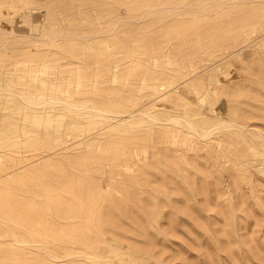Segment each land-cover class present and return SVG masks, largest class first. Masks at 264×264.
Here are the masks:
<instances>
[{"label": "rangeland", "instance_id": "374dc122", "mask_svg": "<svg viewBox=\"0 0 264 264\" xmlns=\"http://www.w3.org/2000/svg\"><path fill=\"white\" fill-rule=\"evenodd\" d=\"M0 180V264H264V0H0Z\"/></svg>", "mask_w": 264, "mask_h": 264}, {"label": "bare ground", "instance_id": "6f19581e", "mask_svg": "<svg viewBox=\"0 0 264 264\" xmlns=\"http://www.w3.org/2000/svg\"><path fill=\"white\" fill-rule=\"evenodd\" d=\"M232 30H233V29H232ZM226 31H227V30H226ZM209 34H210V33H209ZM207 35H208V34H207ZM217 36H218V35H217ZM220 36H221V35H220ZM205 37H206V35H205ZM210 37H211V36H210ZM213 37H214V36H213ZM196 39H197V38H195V40H196ZM214 39H215V37H214ZM183 40H185V39L183 38ZM196 41H197V40H196ZM205 44H206V43H205ZM184 45H185V44H184ZM205 49H206V48H205ZM197 50H198V49H197ZM253 70H254V69H253ZM255 78H256V77H255ZM256 80H257V79H256ZM256 80H255V81H256ZM261 80H262V78H261ZM252 81H254V80H252ZM256 82H257V81H256ZM246 84H247V83H246ZM249 84H250V83H249ZM252 88H253V87H252ZM232 91H233V90H232ZM231 95H232V94H231ZM233 95H234V94H233ZM238 95H239V94H238ZM248 95H249V94H248ZM251 98H252V96H251ZM234 99H235V98H234ZM253 99H254V98H253ZM262 99H263V98H262ZM249 101H250V100H249ZM73 102H74V103H70V104H71V105H77V104H78V103H75L76 100H74ZM261 102H262V101H261ZM37 103H38V102H37ZM250 103H251V102H250ZM254 103H255V102H254ZM258 103H259V102H258ZM68 104H69V103H68ZM70 104H69V105H70ZM79 104H80V103H79ZM80 105H81V104H80ZM247 107H248V106H247ZM246 111H247V110H246ZM240 115H241V114H240ZM242 116H243V115H242ZM257 117H258V116H257ZM232 125H233V124H232ZM140 130H141V129H140ZM138 134H139V133H138ZM141 135H142V134H141ZM141 135H140V136H141ZM141 137H142V136H141ZM144 137H145V136H144ZM144 137H143V138H144ZM137 140H138V137H137ZM230 141H231V140H230ZM33 142H34V141H33ZM119 143H120V142H119ZM122 143H123V142H122ZM114 144H115V143H114ZM117 144H118V142H117ZM115 145H116V144H115ZM120 145H121V143H120ZM122 145H123V144H122ZM118 146H119V144H118ZM128 146H129V145H127V147H128ZM114 147H117V145L114 146ZM119 147H121V146H119ZM117 148H118V147H117ZM121 148H122V147H121ZM113 149H114V148H113ZM115 149H116V148H115ZM119 149H120V148H119ZM119 149H118V150H119ZM123 149H124V145H123ZM129 149H130V148H129ZM114 151H115V150H114ZM125 152H126V151H125ZM125 152L123 153V155H125V154H126L127 152H129V151H127L126 153H125ZM117 154H118V153H117ZM117 154H116V155H117ZM127 154H128V153H127ZM44 156H45V155H44ZM117 156H118V155H117ZM125 156H126V155H125ZM174 156H175V155H174ZM41 157L44 158L42 155H41ZM126 157H127V156H126ZM126 157H124V158H126ZM19 158H20V157H19ZM119 158H121V154H120ZM119 158H117V159H119ZM124 158H122V159H124ZM191 158H192V157H191ZM20 159H21V158H20ZM95 159H96V158H95ZM95 159H94V160H95ZM114 159H115V158H114ZM117 159H116V160H117ZM127 159H130V158H127ZM169 159H170V158H169ZM195 159H196V158H195ZM245 159H246V158H245ZM22 160H23V159H22ZM116 160H115V161H116ZM119 160H120V159H119ZM119 160H118V161H119ZM97 161H98V160H97ZM111 161H112V160H111ZM113 161H114V160H113ZM171 161H172V160H171ZM173 161H174V158H173ZM240 161H241V160H240ZM124 162H125V161H124ZM129 162H130V161H129ZM194 162H195V161H194ZM194 162H193V163H194ZM120 163H121V162H120ZM125 163H126V162H125ZM173 163H175V162H173ZM169 164H170V163H169ZM195 164H196V163H195ZM23 165H25V164H23ZM124 165H125V164H124ZM127 165H128V164H127ZM172 165H174V164H172ZM7 166H8V165H7ZM134 166H135V165H134ZM169 166H171V165H169ZM121 167H122V166H121ZM132 167H133V166H132ZM195 167H196V166H195ZM133 168H134V167H133ZM146 168H147V167H146ZM172 168H173V167H172ZM236 168H237V167H236ZM4 169H5V168H4ZM124 169H125V168H124ZM129 169H130V167H129ZM139 169H140V168H139ZM175 169H176V170L173 169V171H177V168H175ZM183 169H184V168H183ZM196 169H197V168H196ZM11 170H12V169H11ZM119 170H120V169H119ZM125 170H127V169H125ZM141 170H142V169H141ZM147 170H148V169H147ZM167 170H168V171H170V170L172 171L171 167H170V169H167ZM179 170H181V169H179ZM179 170H178V171H179ZM185 170H186V169H185ZM14 171H15V170H14ZM127 171H128V170H127ZM171 171L169 172V174L171 173ZM173 171H172V172H173ZM178 171H177V174H174V172H173V177H175L174 175H176V176L178 175V173H179ZM189 171H191V170H189ZM137 172H138V170H137ZM148 172H149V171H148ZM158 172H159V171H158ZM181 172H182V170H181ZM187 172H188V171H187ZM192 172H193V171H192ZM229 172H230V170H229ZM127 173H128V172H127ZM129 173H130V172H129ZM138 173H139V172H138ZM138 173H137V174H138ZM160 173H161V172H160ZM183 173H184V172H183ZM183 173H182V174H183ZM185 173H186V172H185ZM188 173H190V172H188ZM200 173H202V172H200ZM200 173H199V175H202V174H200ZM233 173H234V172H233ZM125 174H126V173H125ZM194 174H195V173H194ZM234 174H235V173H234ZM142 175H144V174H142ZM186 175H187V174H186ZM197 175H198V174H197ZM199 175H198V176H199ZM137 176H138V175H137ZM168 176H170V175H168ZM214 176H215V174H214ZM233 176H234V175H233ZM146 177H147V176H146ZM165 177H166V176H165ZM187 177H188V176H187ZM194 177H195V176H194ZM196 177H197V176H196ZM201 177H202V176H201ZM201 177H199V178H201ZM2 178H3V177H2ZM125 178H126V177H125ZM127 178H128V177H127ZM127 178H126V179H127ZM170 178L172 179V177H170ZM189 178H190V177H189ZM189 178H188V179H189ZM171 179H169V180L171 181ZM196 179H197V178H196ZM214 179H216V178H214ZM231 179H232V178H231ZM233 179H234V178H233ZM233 179H232V180H233ZM236 179H237V177H236ZM133 180H134V179H133ZM153 180H154V179H153ZM164 180H166V179H164ZM176 180H179V178H177ZM189 180H190V179H189ZM198 180L201 181L200 179H198ZM205 180H207V179H205ZM209 180H210V179H209ZM234 180H235V179H234ZM239 180H240V179H239ZM0 181H1V180H0ZM95 181H96V180H95ZM129 181H130V180H129ZM131 181H132V180H131ZM190 181H191V180H190ZM190 181H189V183H191ZM192 181H193V180H192ZM199 181L196 182V183H198V184L200 183V185L198 186V187L200 188L198 194H200L201 191H202V193H203L204 191L207 192V189H206L207 187L205 186L206 184L204 185L205 181H203V179H202L203 184H202L201 182H199ZM89 182H90V181H89ZM167 182H168V181H167ZM167 182H166V183H167ZM171 182H173V181H171ZM210 182H211V180H210ZM237 182H238V180H237ZM82 183H83V182H82ZM174 183L176 184V183H178V182H173L172 184L175 185ZM180 183H181V182H180ZM182 183H183V182H182ZM70 184H71V183H70ZM76 184H77V183H76ZM94 184H96V183H94ZM129 184H131V182H130ZM183 184L186 185V183H183ZM215 184H217V181L215 182ZM234 184H235V182H234ZM238 184H239V183L235 184L236 187H237V186L239 187ZM63 185H64V184H63ZM89 185H90V184H89ZM92 185H93V182H92ZM96 185H97V184H96ZM127 185H128V184H127ZM173 185L171 186V188H174ZM176 185H177V184H176ZM178 185L181 186V184H178ZM195 185H197V184H195ZM45 186H46V185H45ZM70 186H71V185H70ZM86 186H87V185H86ZM159 186H160V185H159ZM169 186H170V185H169ZM186 186H187V185H186ZM186 186H185V187H186ZM192 186L194 187V185H192ZM192 186H191V187H192ZM67 187H69V186H66V187L63 186L64 189L67 188ZM75 187H77V186L75 185ZM114 187L116 188V186H114ZM128 187H129V186H128ZM163 187H164V186H163ZM167 187H168V186H167ZM198 187H196L197 190L199 189ZM236 187H235V188H236ZM40 188H41V187H40ZM70 188H71V187H70ZM70 188H69V189H70ZM80 188H81V187H80ZM94 188H95V187H94ZM130 188H131V187H130ZM144 188H146V187H144ZM149 188H150V187H149ZM177 188H179V187H177ZM177 188H176V189H177ZM219 188H221V186H220ZM60 189H61V187H60ZM69 189H68V190H69ZM71 189H73V188H71ZM71 189H70V190H71ZM90 189H93V188H90ZM95 189H96V188H95ZM147 189H148V188H147ZM163 189H164V188H163ZM176 189H175V190H176ZM185 189H186V188H185ZM188 189H190V188H187V190H188ZM208 189H209V188H208ZM223 189H224V188H223ZM228 189H229V188H228ZM70 190H69V191H70ZM75 190H77V189H75ZM93 190H94V189H93ZM132 190H133V189H132ZM167 190H168V189H167ZM193 190H194V189L192 188L191 191H193ZM39 191H40V190H39ZM39 191H38V192H39ZM72 191H73V190H72ZM78 191H79V190H78ZM80 191L82 192V188H81ZM85 191H86V190H85ZM169 191H170V190H169ZM188 191H189V190H188ZM194 191H196V190H194ZM194 191H193V192H194ZM209 191H210V190H209ZM211 191H213V190H211ZM215 191H217L218 194L220 193L219 190H218V188H217V190H215ZM220 191H221V189H220ZM236 191H237V190H236ZM239 191H240V190H239ZM33 192H34V190H33ZM65 192H66V191H65ZM70 192H71V191H70ZM73 192H75V191H73ZM93 192H94V191H93ZM98 192H100V191H98ZM110 192H111V191H110ZM120 192H121V191H120ZM120 192H119V193H120ZM134 192H135V191H134ZM176 192H177V191H175V192L173 191V193H176ZM193 192H190V193H193ZM196 192H197V191H196ZM196 192H195V193H196ZM205 192H204V194H205ZM217 192L215 193L216 195H217ZM53 193H54V192H53ZM66 193H68V192H66ZM78 193H79V192H77V195H75L74 193H72L73 195H75V196L73 197V198H75V199H74L75 201H76V199H77L76 196L78 197ZM143 193H144V192H143ZM148 193H149V192H148ZM153 193H154V192H153ZM177 193H178V192H177ZM177 193H176V195H177ZM202 193H201V196H202ZM207 193H208V192H207ZM207 193H206V197L209 199L210 197L208 196ZM49 194H50V193H48L47 195H49ZM61 194H62V193H61ZM68 194L71 196L69 199H71L73 195H71V193H68ZM79 194L82 195V193H79ZM83 194H85L84 191H83ZM95 194H96V192H95ZM102 194H103V193H102ZM108 194H109V193H108ZM146 194H147V193H146ZM179 194H180V193H178V196L180 197ZM198 194H197V198H198ZM215 194H214V195H215ZM240 194H241V193L239 192V193H238L239 198H238V195L236 196V197L238 198L237 201H239L240 199H242V198H241V195H242V194H241V195H240ZM85 195H86V194H85ZM85 195H83V196H85ZM116 195H117V194H116ZM116 195H115V196H116ZM128 195H129V194H128ZM172 195H173V194H172ZM172 195H170V201H169V203L166 202V201H167V200H166L165 203H164V205L161 204V205H163V206L165 207V209H167L168 207L165 206V204L168 203V205H169V207H171V209L169 210V208H168L167 210H169L170 212H171V210H172V211H175V210H174L175 205H174V202L172 201V198H173V197L171 198ZM186 195H189V193L186 194ZM211 195H212V194H211ZM214 195H213V196H214ZM216 195H215V198H217ZM54 196H56V195L54 194ZM54 196L52 195V196H50V197H49V196H46V197H49V199H50V198H51V199H54ZM119 196H120V195H119ZM173 196H174V195H173ZM178 196H177L176 198H179ZM191 196H193V194L190 195V198H192ZM220 196H221V195L219 194V197H220ZM56 197H57V196H56ZM87 197H88V196H87ZM104 197H105V196H104ZM111 197H112V196H111ZM181 197H182V196H181ZM181 197H180V199H181ZM185 197H188V196H185ZM203 197H204V195L202 196V199H203V200H202L201 198H198V199H201V200H202V204H201L200 207L192 206L193 204H195V203H192V202L194 201V199H192L193 201L191 200V201H192V202H191L192 205H190V203L187 202L186 205L189 204L188 207H187L186 205H184L185 203H184V204L182 203L183 205H181L180 201H178V200L175 199V198H174V199L177 201V203H179V204H178L179 207L177 206L178 208H180V206H181V208H183V207L186 206L187 210H185L186 208H184L185 213H187V215H189V214H188V213H189L188 210H191V211L194 213V215H193L191 212H190V214H191L192 216H195L196 213H198L199 215H202V212H203V211H202V210H203L202 208H203V207H204V209H207L206 212L209 211L210 208H211L210 206H208V204H210V203L208 202V204H206V203H207V200L205 201V200H204L205 197H204V198H203ZM211 197H212V196H211ZM65 198H67V195H66ZM65 198H63V199H65ZM73 198H72V200H73ZM78 198H81V197H78ZM83 198H84V197H83ZM92 198H93V197H92ZM109 198H110V197H109ZM113 198H114V197H113ZM113 198H112V199H113ZM160 198H161V197H160ZM165 198H166V197H165ZM190 198H189V200H190ZM245 198H246V197H245ZM7 199H8V198H7ZM7 199H6V200H7ZM56 199H57V198H56ZM67 199H68V198H67ZM98 199H99V198H98ZM103 199H105V198H103ZM124 199H125V198H124ZM124 199H123V200H124ZM126 199H127V198H126ZM138 199H139V198H138ZM186 199H187V198H185V201H186ZM217 199H218V198H217ZM243 199H244V198H243ZM243 199H242V201L240 200V203H241V204L245 203V204H243V205H247V204H246L247 201H245V200H243ZM47 200H48V199H47ZM47 200H46V201H47ZM81 200H83V199L81 198ZM89 200H91V197L89 198ZM114 200H115V198H114ZM131 200H132V199H131ZM175 200H174V201H175ZM187 200H188V199H187ZM211 200L214 201V202L217 201V200H215V199H211ZM221 200H222V199H221ZM221 200H220V201H221ZM8 201H9V200H8ZM96 201H97V200H96ZM99 201H100V200H99ZM116 201H117V200H116ZM125 201H126V200H125ZM128 201H130V199H129ZM171 201H172L173 203H172ZM181 201H182V200H181ZM185 201H184V202H185ZM204 201H205L206 203H204ZM223 201H224V200H223ZM223 201H221V203L217 201L216 203H218V205H219V203H220V205H221ZM244 201H245V202H244ZM31 202H32V201H31ZM36 202H37V201H36ZM68 202H69V201H68ZM70 202H71V201H70ZM70 202H69V203H70ZM106 202H107V201H106ZM189 202H190V201H189ZM199 202H200V200H199ZM214 202H213V203H214ZM242 202H243V203H242ZM34 203H35V202H34ZM53 203H54V202H53ZM57 203H58V202H57ZM64 203H65V202H64ZM69 203H68V204H69ZM72 203H73V201H72ZM78 203H79V201H78L77 203H74V204H78ZM82 203H87V202H84V201H83ZM82 203H79V205H82ZM112 203H113V201H112ZM112 203L110 202L109 204L112 205ZM116 203H117V202H116ZM119 203H122V202H119ZM124 203H125V202H124ZM138 203H139V202H138ZM177 203L175 202V204H177ZM203 203H204V205H203ZM240 203H238V204H240ZM11 204H12V203H11ZM95 204H96V203H95ZM95 204H94V205H95ZM98 204H99V202H98ZM98 204H97V205H98ZM114 204H115V203H114ZM133 204H134V202H133ZM140 204H141V203H140ZM196 204H197V202H196ZM196 204H195V205H196ZM214 204H215V203H214ZM249 204H250V203H248V205H249ZM3 205H4V204H3ZM8 205H9V204H8ZM34 205H35V204H34ZM41 205H42V204H41ZM79 205H78L77 207H79ZM83 205H84V204H83ZM83 205H82V207L84 208ZM94 205L91 204V207H93ZM118 205H119V204H118ZM142 205H143V204H142ZM215 205H216V204H215ZM39 206H40V205H39ZM66 206H67V205H66ZM71 206H72V205H71ZM75 206H76V205H75ZM85 206H86V208L90 211V209L88 208L89 206H87V205H85ZM116 206H117V205H116ZM135 206H136V205H135ZM202 206H203V207H202ZM207 206H208V207H207ZM240 206H242V205H239V206H237V207H240ZM261 206H263V205H261ZM1 207H2V206H1ZM5 207H6V206H5ZM5 207H4V208H5ZM35 207H36V206H35ZM52 207H53V206H52ZM68 207H69V206H68ZM82 207H81V208H82ZM91 207H90V208H91ZM96 207L98 208V206H96ZM99 207H100V206H99ZM117 207H118V206H117ZM122 207H123V206H122ZM129 207H131V206L129 205ZM129 207L127 206L128 209H129ZM161 207H162V206H161ZM166 207H167V208H166ZM189 207H190V208H189ZM205 207H207V208H205ZM242 207H243V206H242ZM257 207H260V206H257ZM7 208H8V207H7ZM7 208H6V209H7ZM13 208H14V207H13ZM25 208H26V207H25ZM44 208H45V207H44ZM46 208H47V207H46ZM46 208H45V210H46ZM48 208H49V207H48ZM48 208H47V209H48ZM56 208H57V207H56ZM66 208H67V207H66ZM66 208H65V209H66ZM81 208H80V209H81ZM86 208H84V210H86ZM123 208H124V207H123ZM178 208H177V209H178ZM188 208H189V209H188ZM208 208H209V209H208ZM216 208H217V210H218L219 207L217 206ZM216 208H215V209H216ZM263 208H264V207H263ZM6 209H5V211H6ZM10 209H12V208H10ZM36 209H37V208H36ZM71 209H72V208H71ZM71 209H69V211H72ZM78 209H79V208H78ZM78 209H77L76 212L79 213L80 211H78ZM80 209H79V210H80ZM92 209H93V208H92ZM95 209H96V208H95ZM110 209H111V208H110ZM115 209H116V208H115ZM120 209H121V207H120ZM134 209H135V207H134ZM141 209H142V208H141ZM161 209H163V208H161ZM177 209H176V210H177ZM220 209H221V210H220ZM229 209L231 210V207H229ZM229 209H228V210H229ZM239 209H240V208H239ZM39 210H41V209H39ZM43 210H44V209H43ZM45 210H44V211H45ZM50 210H51V209H50ZM66 210H67V209H66ZM66 210H65V211H66ZM130 210H131V209H130ZM179 210H180V212H181V209H179ZM230 210H229V211H230ZM86 211H87V210H86ZM86 211H85V212H86ZM89 211H87V213H88ZM94 211H95V210L93 209V212H94ZM96 211H97V210H96ZM117 211H118V210H117ZM139 211H141V210H139ZM169 211L166 212V210H165L164 212H163V211H162V212H163V213L166 212V213L169 215ZM186 211H187V212H186ZM218 211H220V212L223 213L222 216H221V219H223V215L227 214V212H228V211H227V206H226V205H223L221 208H219ZM8 212H9V211H8ZM11 212H12V211H11ZM47 212H48V211H47ZM49 212H50V211H49ZM49 212H48V213H49ZM61 212H62V211H61ZM61 212H60V213H61ZM73 212H74V211H73ZM76 212H74V213H76ZM93 212H92V213H93ZM113 212H114V211H113ZM113 212H112V213H113ZM128 212H129V211H128ZM182 212H183V210H182ZM215 212H216V211H215ZM230 212H231V211H230ZM230 212H229V213H230ZM248 212H250V211H248ZM16 213H17V212H15L14 214H16ZM18 213H20V212L18 211ZM29 213H30V212H29ZM48 213H47V214H48ZM78 213H76L75 215H77ZM87 213H86V214H87ZM90 213H91V211H90ZM92 213H91V214H92ZM95 213H96V212H95ZM119 213H120V212H119ZM119 213L116 212V214H119ZM122 213L124 214V211H123V210H122ZM126 213H127V212H126ZM136 213H138V212H136ZM160 213H161V212H160ZM166 213H165V214H166ZM171 213H172V212H171ZM175 213H176V212H175ZM178 213H179V212H178ZM178 213H177V214H178ZM251 213H252V212H251ZM6 214H7V213H6ZM6 214H5V215H6ZM58 214H59V213H57L56 215H58ZM61 214H62V213H61ZM81 214H83V213L81 212ZM172 214H173V213H172ZM172 214L169 215V217H168V215H167V217L170 218V220H171V223H170V224L172 225V227L177 226V225H176L177 223L175 222V220H177V222H178V226H177V228H178L179 226L182 227L181 221H180V223H179V220H178V219L181 220V219H183V217L180 216V214H179L178 216H180L181 218L176 219V216H175V219H174L173 216H172ZM204 214H205V212H204ZM209 214H210V213H209ZM215 214H218V213H215ZM7 215H8V214H7ZM17 215H18V214H17ZM19 215H20V214H19ZM26 215H27V214H26ZM49 215H50V214H49ZM66 215H68V214H66ZM70 215H71V214H70ZM70 215H69V216H70ZM79 215H80V214H78L77 216H79ZM87 215H88V214H87ZM93 215H94V213H93ZM130 215H131V214H130ZM136 215H137V214H136ZM138 215H139V214H138ZM162 215H163V214H162ZM181 215H182V214H181ZM199 215H198V216H199ZM206 215H207V214H206ZM211 215H212V214H211ZM211 215H210V216H211ZM213 215H214V214H213ZM220 215H221V213H220ZM241 215H242V214H241ZM247 215L249 216V215H251V214H247ZM8 216H9V215H8ZM20 216H21V215H20ZM24 216H25V215H24ZM80 216H82V218L85 219L84 215H80ZM80 216H79V217H80ZM90 216H91V215H90ZM95 216H96V215H95ZM102 216H103V215H102ZM109 216H110V215H109ZM109 216H108V213H107V216H106V217H108V218H107L108 221H109V218H110ZM111 216H113V215H111ZM115 216H117V215H115ZM119 216H120V215H119ZM163 216H164V217H163V220H164V218L166 217V215H163ZM204 216H205V215H204ZM210 216H208V217H210ZM215 216H216V215H215ZM215 216H212V217H211L212 220H213V222H216V221H214V219H213V218H215ZM225 216H226V217H227V216L229 217L230 215L227 214V215H225ZM248 216H247V217H248ZM0 217H1V216H0ZM9 217H10V216H9ZM25 217H26V216H25ZM25 217H24V218H25ZM44 217H45V216H44ZM55 217H56V216H55ZM59 217H60V215H59ZM91 217H92V216H91ZM127 217L129 218V216L126 214V219H125V220H127ZM136 217H137V216H136ZM139 217L141 218V214H140ZM196 217H197V216H196ZM202 217H203V216H202ZM202 217H200V218H198V217L195 218V217H194V220H193V221L195 222V219H196V221H197V219H198V221H199V220H201ZM205 217H206V216H205ZM16 218H17V217H16ZM18 218H19V217H18ZM48 218H49V217H48ZM76 218H77V217H76ZM88 218H89V216H88ZM103 218H105V216H104ZM103 218H102V219H103ZM113 218H114V217H113ZM113 218H112L111 221L114 220ZM118 218H120V217H118ZM158 218H159V217H158ZM160 218H161V217H160ZM184 218H185V217H184ZM187 218H190V217H187ZM203 218H204V217H203ZM211 218H209V219L207 218L206 220L211 221ZM54 219H55V218H54ZM61 219H62V218H61ZM69 219H70V218H69ZM79 219H80V218H77V220H78L80 223L83 222V223H81V224H83V226H85L86 224H85L84 222H86V221H85L84 219H80V220H82V221H80ZM102 219H101V220H102ZM110 219H111V218H110ZM115 219L117 220V217H116ZM122 219H123V217L121 218V220H122ZM137 219H138V218H137ZM185 219H186V218H185ZM185 219H184V220H185ZM204 219H205V218H204ZM204 219H203V220H204ZM217 219H218V218H217ZM217 219H216V220H217ZM227 219H228V220H227ZM229 219H230V218H226V219H224L223 221L227 223V221H229ZM6 220H7V219H6ZM15 220H16L15 222L17 223V219H15ZM55 220H56V219H55ZM104 220H105V219H104ZM116 220H114L113 222L115 223ZM226 220H227V221H226ZM237 220H238V219H237ZM13 221H14V220H13ZM26 221H27V220H26ZM44 221H46V218H45ZM56 221H57V220H56ZM56 221H55V222H56ZM111 221H110V224H111V227H113V226H112L113 223H111ZM122 221H124V220H122ZM140 221H141V219H140ZM166 221H167V220H166ZM190 221H191V219H190ZM217 221L219 222V219H218ZM68 222H69V221H68ZM68 222H67V223H68ZM99 222H100V221H99ZM102 222H104V221H102ZM102 222H101V223H102ZM117 222L119 223V221H117ZM117 222H116V223H117ZM138 222H139V221H138ZM160 222H162V220L160 221V219H159V224H160L159 226H161V223H160ZM183 222H184V221H183ZM188 222H189V221L186 219V220H185V223H186V225L188 226V227L185 226V227H186V228H185V229H186V231H185V234H186V235H187V233H188L189 230L191 231V228H192V227L190 226V229H189V225H190L191 223L189 224ZM199 222H201V221H199ZM206 222H207V221H205V222L203 221V223H202V222H201V223L204 224V223H206ZM211 222H212V221H211ZM211 222H210V223H211ZM213 222H212V223H213ZM218 222H217V223H218ZM229 222H230V221H229ZM237 222H238V221H237ZM56 223H58V222H56ZM80 223H78V224L80 225ZM132 223H133V220H132ZM151 223H153V222H151ZM154 223H155V222H154ZM154 223H153V224H154ZM163 223H165V222L163 221ZM187 223H188V224H187ZM195 223H197V222H195ZM208 223H209V222H208ZM210 223H209V225H207L208 227H209V226H213V227H214V226H215V227L217 226V225H215V224H217V223H215L214 225H210ZM226 223H225V225H227V224L229 225V224H230V223H227V224H226ZM44 224H46V223H44ZM53 224H54V223H53ZM61 224H62V222H61ZM75 224H76V223H75ZM75 224H74V229H75V230H76V229L78 230L79 225L77 224V225H78V226H77L78 228H75V227H76ZM84 224H85V225H84ZM104 224H105V223H103L102 225H104ZM106 224H108V223H106ZM179 224H181V225H179ZM206 224H207V223H206ZM11 225H12V224H11ZM63 225H64V224H63ZM67 225H68V224H67ZM108 225H109V224H108ZM116 225H117V224H116ZM120 225H121V221H120ZM123 225H124V222H123ZM138 225L141 226V224H138ZM154 225H155V224H154ZM156 225H157V224H156ZM163 225H164V224H163ZM195 225H196V224H195ZM198 225H201V224L199 223ZM198 225H197V227H198ZM219 225L222 226V224H221L220 222H219ZM219 225H218L216 228H218V227L220 228ZM228 225L225 226V227H227V229H228V227H229ZM46 226H47V225H46ZM59 226H60V224H59ZM59 226H58V227H59ZM68 226H70V222H69V225H68ZM83 226H82V227H83ZM87 226H88V225H87ZM105 226H107V225H105ZM183 226H184V225H183ZM192 226H194L193 223H192ZM231 226H232V225H231ZM58 227H57V228H58ZM64 227H66V225H65ZM82 227H80L79 229H81ZM108 227H109V226H108ZM137 227L139 228V226H137ZM147 227H149V225H148ZM161 227H162V226H161ZM161 227H159V229H160ZM167 227H169V226H166V233L163 232V233H165V234H167L168 231H169V230L167 231ZM180 227H179L178 229L181 231V228H180ZM195 227H196V226H195ZM197 227L194 228V230L197 229ZM199 227H200V226H199ZM201 227H202V225H201ZM201 227H200V228H201ZM213 227H212V228H213ZM42 228H43V227H42ZM61 228H62V227H61ZM72 228H73V225H72ZM96 228H97V227H96ZM98 228H99V227H98ZM106 228H107V227H106ZM106 228H103L102 230H105ZM131 228H132V227H131ZM131 228H130V229H131ZM135 228H136V226H135ZM163 228H164V226L162 227V229H160V231L164 230ZM183 228H184V227H183ZM187 228H188V229H187ZM204 228H205V227H204ZM216 228H214V229H216ZM219 228H218V230H220ZM221 228H222V227H221ZM1 229H2V228H1ZM45 229H46V228H45ZM45 229H44V230H45ZM58 229H59V228H58ZM70 229H71V228H70ZM84 229L86 230V228H84ZM110 229H111V228H110ZM139 229H140V228H139ZM178 229H177V231H176L175 234H174L175 236H176V233H178ZM205 229H206V228H205ZM209 229H210V228H209ZM214 229H213V230H214ZM225 229H226V228H225ZM232 229H233V228H232ZM238 229H239V228H238ZM3 230H4V229H3ZM55 230H56V228H55ZM60 230H61V229H60ZM63 230H64V228H63ZM65 230H66V229H65ZM77 230H76V232H77ZM112 230H114V228H113ZM112 230L107 231V232L112 233V232H111ZM131 230H133V229H131ZM142 230H143V229H142ZM148 230H150V227L148 228ZM175 230H176V229H175ZM194 230H192L193 233H195ZM197 230H198V229H197ZM201 230H202V231H201ZM22 231H23V230H22ZM24 231H25V230H24ZM50 231H51V230H50ZM72 231L74 232V230H72ZM72 231H71V233H73ZM86 231H87V230H86ZM86 231H85V233H86ZM93 231H94V230H93ZM98 231H99V230H98ZM138 231H140V230H138ZM183 231H184V230H183ZM190 231H189V232H190ZM199 231H201V233H202V232H203V229L201 228ZM211 231H212V229H211ZM215 231H216V230L212 231V233L215 232ZM220 231H222V229H221ZM220 231H218V232L220 233ZM229 231H231V230L229 229ZM47 232H48V231H47ZM61 232H62V231H61ZM63 232H64V231H63ZM63 232H62V233H63ZM65 232H66V231H65ZM65 232H64V233H65ZM80 232H81V230H80ZM80 232H79V236H82V235H83V239H84V236H85V235H84L82 232H81V233H80ZM83 232H84V231H83ZM87 232H88V231H87ZM100 232H101V231H100ZM102 232H103V231H102ZM132 232H133V231H132ZM132 232L129 231L130 234H131ZM172 232H173V231H172ZM172 232H171V233H172ZM209 232H210V230H209ZM209 232H208V233H209ZM218 232L216 231L215 233H213V234H216V235H214V236H217V233H218ZM226 232H227V231H226ZM226 232H225V233H226ZM231 232H233V231H231ZM239 232H240V231H239ZM95 233H96V231H94V235H95ZM113 233H114V232H113ZM125 233H126V232H125ZM139 233H140V232H139ZM139 233H138V234H139ZM197 233L201 234V233L198 232V231H197ZM197 233H195V234H197ZM205 233H207V231H206ZM219 233H218V236H219V237L223 235V233H221L222 235H219ZM225 233H224V234H225ZM243 233H244V232H243ZM45 234H46V233H45ZM47 234H48V233H47ZM51 234H52V232H51ZM81 234H82V235H81ZM132 234H133V233H132ZM138 234H137V236H138ZM150 234H151V233H150ZM153 234H155V233H153ZM156 234H157V233H156ZM156 234H155V236H156ZM202 234H203V233H202ZM213 234H212V235H213ZM227 234H230V233H227ZM227 234H226V236H227ZM231 234H233V233H231ZM247 234H248V233H247ZM48 235H49V234H48ZM55 235H56V233H55ZM72 235H73V234H72ZM72 235H71V239H77V240H78V237H77V236H75V238H72V237H73ZM74 235H78V234H77V233H76V234L74 233ZM101 235H102V234H101ZM101 235H100V238L102 237ZM103 235H104V233H103ZM161 235H162V234H161ZM161 235H160V237H161ZM171 235H172V234H171ZM204 235H205V234H203V236H204ZM64 236H66V235L64 234ZM88 236H89V235H88ZM116 236H117V235H116ZM122 236H123V235H122ZM130 236H131V235H130ZM155 236H154V237H155ZM167 236H168V235H166V239H167ZM195 236H196V235H194V237H195ZM197 236L200 238L199 235H197ZM205 236H207V234H206ZM76 237H77V238H76ZM131 237H133V236H131ZM144 237H145V236H144ZM152 237H153V235H152ZM162 237H163V236H162ZM189 237L192 238V235H191V236L189 235ZM210 237H211V235H210ZM223 237H225V236L223 235ZM231 237H232V235H231ZM234 237H235V236L233 235V238H234ZM245 237H246V236H245ZM254 237H255V236H254ZM80 238L82 239V237H80ZM96 238H98V237H96ZM140 238H141V237H140ZM157 238H158V237H157ZM163 238H164V237H163ZM163 238H161V239L163 240ZM168 238H169V237H168ZM171 238H173V236H172ZM171 238H169V239H170V240H173V239H171ZM195 238L197 239V237H195ZM206 238H207V237H206ZM211 238H212V237H211ZM211 238H210V239H211ZM239 238H240V237H239ZM124 239H125V238H124ZM138 239H139V237H138ZM159 239H160V238H159ZM192 239H194V238H192ZM196 239H195V240H196ZM218 239L221 240V239H223V238L221 237V239H220V238H218ZM225 239L227 240V237H225ZM225 239H224V240H225ZM228 239H231V238L228 237ZM235 239L237 240L238 238L235 237ZM252 239H253V238H252ZM77 240H76V242H77ZM96 240H97V239H96ZM128 240H129V239H128ZM136 240H137V239H136ZM139 240H140V239H139ZM143 240H145V239H143ZM151 240H154V239H151ZM157 240H158V239H157ZM162 240H161V241H162ZM195 240H194V241H195ZM199 240L202 241L201 238H200ZM208 240H209V239H208ZM224 240H222V241H221V244L218 245V247H219L218 249H219V250H222V249L224 248L225 245H224L223 247H220V246L222 245V242H223ZM226 240H225V241H226ZM236 240H235V241H236ZM80 241H81V240H80ZM82 241H83V240H82ZM125 241H126V240H125ZM141 241H142V240H141ZM164 241H165V239H164ZM216 241H217V240H215L214 242H216ZM227 241H229V240H227ZM231 241H232V243H233L234 240L231 239L228 243H230ZM245 241H246V240H245ZM74 242H75V241H74ZM97 242H98V241H97ZM97 242H96V243H97ZM138 242H139V241H138ZM138 242H137V243H138ZM195 242H196V241H195ZM199 242H200V241H199ZM202 242H203V241H202ZM211 242H212V241H211ZM219 242H220V241H218V243H219ZM240 242H241V241H240ZM80 243H81V242H80ZM80 243H78V244H80ZM93 243H94V242H93ZM93 243H92V244H93ZM121 243H122V240H121ZM128 243H129V242H128ZM142 243H143V241H142ZM151 243H152V242H151ZM159 243L161 244V242H159ZM159 243H157V246L159 245ZM162 243H164V242H162ZM218 243H215V244H218ZM225 243H226V242H224L223 244H225ZM237 243H238V242H237ZM245 243H246V242H245ZM8 244H9V243H8ZM73 244H74V243H73ZM90 244H91V243H90ZM135 244H136V243H135ZM165 244H167V241L165 242ZM192 244H194V243H192ZM199 244H200V243H199ZM208 244H209V246H211L213 243L211 244V243H209V241H208ZM210 244H211V245H210ZM11 245H13V244H11ZM80 245H82V244H80ZM122 245H124V242H123ZM140 245H141V244H140ZM162 245H163V244H162ZM197 245H198V244H197ZM200 245H201V244H200ZM229 245H230V244H229ZM234 245H235V244H234ZM240 245H241V244H240ZM2 246H3V245H2ZM5 246H6V245H5ZM82 246H83V245H82ZM136 246H137V245H136ZM144 246H145V245H144ZM147 246H149V245H147ZM153 246H155V245H153ZM157 246H156V247H157ZM213 246H214V244H213ZM213 246H211V247H213ZM215 246H217V245H215ZM215 246H214V247H215ZM226 246H227V245H226ZM226 246H225V248H226ZM237 246H238V245H237ZM242 246H243V245H242ZM245 246H246V245H245ZM245 246H244V247H245ZM9 247H10V246H9ZM14 247H16V246H14ZM93 247H94V246H93ZM119 247H120V246H119ZM121 247H122V246H121ZM162 247H163V246H162ZM200 247H201V246H200ZM228 247H229V246H228ZM240 247H241V246H240ZM6 248H7V247H6ZM90 248H91V247H90ZM138 248H139V247H138ZM151 248H152V247H151ZM201 248H202V247H201ZM208 248H209V247H208ZM220 248H221V249H220ZM247 248H248V247H247ZM247 248H245V249H247ZM251 248H252V247H251ZM21 249H22V247H21ZM47 249H48V248H47ZM85 249H86V248H85ZM143 249H144V248H143ZM146 249H147V248H146ZM154 249H155V248H154ZM161 249H162V248H161ZM164 249H165V248H164ZM203 249H204V247H203ZM203 249H202L201 251H204V250H205V249H204V250H203ZM229 249H230V248H229ZM252 249H253V248H252ZM4 250H5V249H4ZM9 250H10V248H9ZM19 250H20V249H19ZM88 250H89V249H88ZM121 250H122V248H121ZM132 250H134V249H132ZM150 250H151V249H149V251H150ZM159 250H160V248H159ZM159 250L156 249V251H159ZM162 250H163V249H162ZM162 250H161V252H160L159 254L164 253V250H163V252H162ZM183 250H184V248H183ZM183 250H182V251H183ZM213 250L217 251V248H216V249L214 248ZM223 250H224V249H223ZM223 250H222V251H223ZM227 250H228V248H227ZM47 251H48V250H47ZM89 251H90V250H89ZM206 251H208V253H205ZM222 251H221V252H222ZM229 251L233 252L234 249H233V251H232L231 249H230ZM236 251H237V250H236ZM241 251H242V249H241ZM154 252H155V251H154ZM165 252H166V251H165ZM167 252H168V251H167ZM205 252H204L205 254H204V253H202V254H203L204 257H206V259H207V256H205V255H206V254H209V250L206 249ZM218 252H220V251H218ZM221 252H220V253H221ZM223 252H224V251H223ZM10 253H12V252H10ZM23 253H24V252H23ZM25 253H26V252H25ZM140 253H141V252H140ZM148 253H149V252H148ZM156 253H157V252H156ZM156 253H155V254H156ZM224 253L226 254V252H224ZM253 253H254V252H253ZM1 254H2V253H1ZM12 254H13V253H12ZM20 254H21V253H20ZM46 254H47V252H46ZM134 254H136V253H134ZM146 254H147V252H146ZM153 254H154V253H153ZM164 254H165V253H164ZM164 254H161L160 256L163 255V257H165ZM175 254H176V253H175ZM202 254H201V255H202ZM213 254H215V253L213 252ZM246 254H247V253H246ZM147 255H148V254H147ZM166 255H167V254H166ZM203 255H202V257H203ZM227 255H228V254H227ZM230 255H231V253H230ZM232 255H233V254H232ZM232 255H231V256H232ZM237 255H238V254H237ZM237 255H236V256H237ZM242 255H243V254H242ZM250 255H251V253H250ZM253 255H254V254H253ZM135 256H136V255H135ZM138 256H139V255H138ZM154 256H155V255H154ZM209 256H212V255L209 254ZM213 256H214V255H213ZM5 257H6V256H5ZM25 257H26V256H25ZM119 257H120V256H119ZM123 257H124V256H123ZM123 257H122V258H123ZM143 257H144V256H143ZM150 257H151V255H150ZM156 257H157V256H156ZM163 257H162V258H163ZM167 257H168V255H167ZM171 257H173L172 254L170 255V258H169V259H171ZM194 257H195V256H194ZM219 257H221V255H220ZM239 257H240V256H239ZM244 257H245V256H244ZM247 257H248V256H247ZM9 258H10V256H9ZM125 258H126V257H125ZM151 258H152V260L154 259L153 257H151ZM159 258H160V257H158V259H159ZM181 258H182V257H181ZM183 258H184V257H183ZM183 258H182V259H183ZM222 258H223V257H222ZM232 258H233V257H232ZM249 258H250V257H249ZM251 258H253V257L251 256ZM136 259H137V258H136ZM143 259H144V258H143ZM160 259H161V258H160ZM196 259H197V257H196ZM202 259H203V258H202ZM204 259H205V258H204ZM204 259H203V260H204ZM208 259L210 260V261L208 260L209 262H212V261H213V264H214V261H216V260H215L216 258H215V259L213 258L214 260H212L211 258H208ZM226 259H227V258H226ZM241 259H242V258H241ZM15 260H16V259H15ZM126 260H127V259H126ZM152 260H151V261H152ZM154 260H155V259H154ZM165 260L167 261V259H165ZM198 260L200 261V259H198ZM223 260H225V259H223ZM228 260H229V259H228ZM5 261H6V260H5ZM123 261H125V260L123 259ZM128 261H129V260H128ZM130 261H131V260H130ZM142 261H143V260H142ZM142 261H141V262H142ZM149 261H150V260H148V262L146 261V263H150ZM157 261H158V260H157ZM157 261H156L155 264H157ZM160 261H161V260H160ZM166 261H165V263H168L169 260H168L167 262H166ZM194 261H196V260H194ZM205 261H207V260H205ZM205 261H204V263H205ZM236 261H237V260H236ZM6 262H7V261H6ZM6 262H5V263H6ZM154 262H155V261H154ZM196 262H198V261H196ZM196 262H195V263H196ZM223 262H225V261H223ZM124 263H125V262H124ZM142 263L144 264V262H142ZM142 263H141V264H142ZM152 263H153V262H152ZM165 263H164V264H165ZM206 263L208 264V262H206ZM230 263H231V262H230ZM230 263H229V264H230ZM49 264H50V263H49ZM192 264H193V263H192ZM196 264H197V263H196ZM199 264H200V263H199ZM202 264H203V262H202ZM215 264H216V262H215Z\"/></svg>", "mask_w": 264, "mask_h": 264}]
</instances>
